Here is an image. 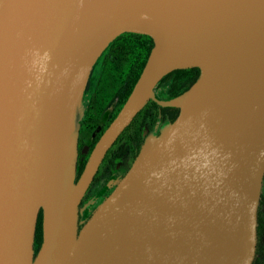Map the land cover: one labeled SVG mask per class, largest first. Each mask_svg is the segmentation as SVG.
<instances>
[{"label": "water", "instance_id": "water-1", "mask_svg": "<svg viewBox=\"0 0 264 264\" xmlns=\"http://www.w3.org/2000/svg\"><path fill=\"white\" fill-rule=\"evenodd\" d=\"M129 30L154 45L77 177L82 92ZM193 66L187 90L156 95ZM149 99L180 110L80 226L99 164ZM263 175L264 0H0V264H251Z\"/></svg>", "mask_w": 264, "mask_h": 264}, {"label": "trees", "instance_id": "trees-1", "mask_svg": "<svg viewBox=\"0 0 264 264\" xmlns=\"http://www.w3.org/2000/svg\"><path fill=\"white\" fill-rule=\"evenodd\" d=\"M153 45L154 40L148 32L129 30L117 35L101 53L93 68L95 74L89 75V79L97 85L93 99L98 116L106 104L118 97V108H116L112 118L115 117L118 109L133 89L140 72H142ZM200 72L199 66H193L176 68L165 73L157 82L155 88L159 87V90L155 93L159 97L171 98L187 90ZM179 110V107L161 106L152 99L146 100L131 123L121 131L113 145L108 148L92 182H90L93 190L102 187L103 195L98 200L93 201L88 218L92 216L98 205L110 195L117 182L129 169L152 125L158 121L163 125L172 122ZM85 138L87 139V137ZM85 138L78 137L77 177L80 175L90 150L95 144V140H93L86 149L83 147ZM119 161L122 162V168L119 167L118 169ZM42 217L43 213L40 211L36 221L33 243L35 253H37L42 241ZM80 222L82 221L79 220V224Z\"/></svg>", "mask_w": 264, "mask_h": 264}, {"label": "flooded vegetation", "instance_id": "flooded-vegetation-1", "mask_svg": "<svg viewBox=\"0 0 264 264\" xmlns=\"http://www.w3.org/2000/svg\"><path fill=\"white\" fill-rule=\"evenodd\" d=\"M91 74H95L94 69H92V71L90 72V75ZM96 86L97 85L95 82H92L90 79H88L85 89V96H86L85 105L80 119L81 126H79V138L81 137L84 139L85 137H87V139L85 138L83 144V147H85L86 149L87 147H89L90 144H92L93 140H95L96 143V141L100 137L105 127H107L108 124L112 121L113 119L112 116L116 108H118L117 107L118 97H117L111 103L106 104L104 108L101 109L98 116L95 109L97 107L96 104H94V99H93ZM157 123H160V121H158ZM156 124H153L149 130L155 128ZM90 184L91 183H89L87 190L82 200H80L79 203V215H80L79 220L82 221L80 222V226H82L85 223V221L88 219L87 216L93 201L98 200L101 197V195H103L102 187L99 188L98 190L95 189L93 190L92 189L93 187H91ZM251 264H264V175L262 179V185L260 186L259 203L257 205L255 255L253 260L251 261Z\"/></svg>", "mask_w": 264, "mask_h": 264}, {"label": "rangeland", "instance_id": "rangeland-1", "mask_svg": "<svg viewBox=\"0 0 264 264\" xmlns=\"http://www.w3.org/2000/svg\"><path fill=\"white\" fill-rule=\"evenodd\" d=\"M86 89V88H85ZM85 89L83 90L82 92V96H81V108L83 109L84 108V105H85ZM159 90V87L156 89L155 88V91ZM168 124V123H167ZM167 124H162V123H157L155 128L149 130L148 134L146 135V139H149L150 137H152L153 135H156L158 131H160L162 128L166 127ZM122 162L120 163L119 161V164H117V167L119 169V167L122 168Z\"/></svg>", "mask_w": 264, "mask_h": 264}, {"label": "clouds", "instance_id": "clouds-1", "mask_svg": "<svg viewBox=\"0 0 264 264\" xmlns=\"http://www.w3.org/2000/svg\"><path fill=\"white\" fill-rule=\"evenodd\" d=\"M82 4H83V0H81V6H82ZM141 18H142V19H148V15H147V13H142V14H141Z\"/></svg>", "mask_w": 264, "mask_h": 264}, {"label": "bare ground", "instance_id": "bare-ground-1", "mask_svg": "<svg viewBox=\"0 0 264 264\" xmlns=\"http://www.w3.org/2000/svg\"><path fill=\"white\" fill-rule=\"evenodd\" d=\"M77 74H79V72H78ZM77 74H76V75H77Z\"/></svg>", "mask_w": 264, "mask_h": 264}]
</instances>
